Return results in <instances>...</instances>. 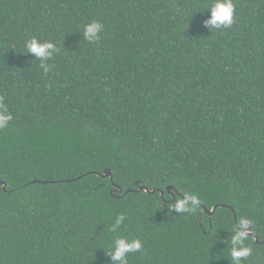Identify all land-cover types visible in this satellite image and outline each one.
<instances>
[{"label": "trees", "instance_id": "1", "mask_svg": "<svg viewBox=\"0 0 264 264\" xmlns=\"http://www.w3.org/2000/svg\"><path fill=\"white\" fill-rule=\"evenodd\" d=\"M212 3L0 0V264H120L118 238L127 264H235L241 221L264 264V0L227 28Z\"/></svg>", "mask_w": 264, "mask_h": 264}, {"label": "clouds", "instance_id": "2", "mask_svg": "<svg viewBox=\"0 0 264 264\" xmlns=\"http://www.w3.org/2000/svg\"><path fill=\"white\" fill-rule=\"evenodd\" d=\"M211 16L210 19L206 22L211 24L213 28H219L221 26L227 28L234 23V13L235 5L233 0H213L210 8ZM103 25L97 21H93L84 26L83 36L88 42H94L99 39L98 34L101 32ZM25 47L27 52L34 54L36 57H52L53 53L48 51L53 49L55 52H58L59 49L52 42H40L37 38L33 37L30 40L25 42ZM48 71V68H45V72ZM0 128H4L8 125V122L12 119L11 114L7 112L6 106L0 102ZM186 201H179L176 205L177 209H185ZM125 217L120 215L116 218L115 225L113 226V231L119 227V225L124 221ZM247 225L245 222L241 221L240 230L236 231L232 236L231 243L233 245L231 250V258L235 264H240L242 258L250 255V249L242 246L243 241L247 237L246 232ZM142 248L140 240L128 241L125 238H118L115 240V246L112 250L109 251V255H112L113 260L119 261L120 264H127V254L130 252H136Z\"/></svg>", "mask_w": 264, "mask_h": 264}, {"label": "water", "instance_id": "3", "mask_svg": "<svg viewBox=\"0 0 264 264\" xmlns=\"http://www.w3.org/2000/svg\"><path fill=\"white\" fill-rule=\"evenodd\" d=\"M95 175L98 176V177H100V178H108V177H109L110 180H111V178H112V175H111V173L109 172V170H104L102 174L95 173ZM0 185H1L2 189L5 190V183H3L2 181H0ZM171 189H172V188L168 187V188L166 189L167 193H170ZM142 190H143L146 194H148V195H151V194L155 193L154 190H152V191H148L146 188H144V187H142V186H139L138 189H137V191H142ZM118 192H121V190L119 189ZM159 195H160V197L162 198V196H163V192H159ZM171 195H172V193H171ZM172 196H173V195H172ZM222 207H224V206H222V205H217V206L212 207L210 210H207L205 207H202V211L210 217V216L214 213V211H215L217 208H222ZM227 208L233 213V210H232L231 207H227ZM233 214H234V213H233ZM234 220H235V215H234ZM245 224L247 225V227H246V229H245L246 232H247V236L252 237V238L255 240V242H257V243H259V244H262V242H258L257 237H256V236L254 235V233L251 231L250 223L246 222Z\"/></svg>", "mask_w": 264, "mask_h": 264}]
</instances>
